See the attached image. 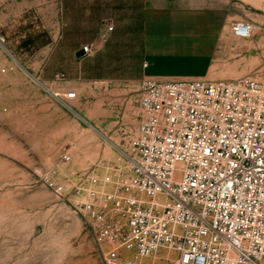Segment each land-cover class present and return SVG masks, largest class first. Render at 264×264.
<instances>
[{
  "label": "built area",
  "instance_id": "1",
  "mask_svg": "<svg viewBox=\"0 0 264 264\" xmlns=\"http://www.w3.org/2000/svg\"><path fill=\"white\" fill-rule=\"evenodd\" d=\"M255 28L231 23L239 39ZM106 41L84 45L83 57ZM137 105V134L113 161L76 177L56 167L39 175L60 199L70 194L102 263L163 264L174 254V264H264V78L144 76Z\"/></svg>",
  "mask_w": 264,
  "mask_h": 264
},
{
  "label": "rangeland",
  "instance_id": "2",
  "mask_svg": "<svg viewBox=\"0 0 264 264\" xmlns=\"http://www.w3.org/2000/svg\"><path fill=\"white\" fill-rule=\"evenodd\" d=\"M224 2L230 25L207 77L264 78V0ZM234 20L252 21V35L234 37ZM3 22L0 17L4 37ZM107 27L97 42L106 35L103 49L81 60L73 50L87 43H53L57 65L67 73L61 81L43 79L41 62H19L0 42V264H103L70 194L60 199L39 175L56 167L63 179L76 177L101 159L113 161L137 134L142 43L111 41ZM163 264H174V254Z\"/></svg>",
  "mask_w": 264,
  "mask_h": 264
},
{
  "label": "crops",
  "instance_id": "3",
  "mask_svg": "<svg viewBox=\"0 0 264 264\" xmlns=\"http://www.w3.org/2000/svg\"><path fill=\"white\" fill-rule=\"evenodd\" d=\"M0 17L15 60L41 62V77L50 81L67 77L53 43H97L108 24L111 41L142 43V76L207 77L231 14L224 0H0ZM81 48L74 60L83 58L75 55Z\"/></svg>",
  "mask_w": 264,
  "mask_h": 264
},
{
  "label": "water",
  "instance_id": "4",
  "mask_svg": "<svg viewBox=\"0 0 264 264\" xmlns=\"http://www.w3.org/2000/svg\"><path fill=\"white\" fill-rule=\"evenodd\" d=\"M77 58H81L84 56V50L81 48L75 52Z\"/></svg>",
  "mask_w": 264,
  "mask_h": 264
}]
</instances>
